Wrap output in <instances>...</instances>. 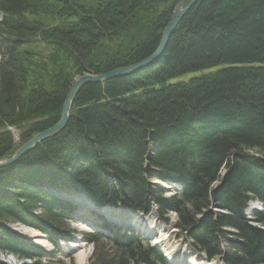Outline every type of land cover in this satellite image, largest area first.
Returning <instances> with one entry per match:
<instances>
[{
    "label": "trees",
    "instance_id": "obj_1",
    "mask_svg": "<svg viewBox=\"0 0 264 264\" xmlns=\"http://www.w3.org/2000/svg\"><path fill=\"white\" fill-rule=\"evenodd\" d=\"M180 1L0 0V159L59 122L77 78L151 57ZM208 69L218 70L171 84ZM249 151L264 154V0H199L155 65L84 85L62 131L0 169V222L31 227L61 252L79 204L49 185L98 209L150 216L155 204L161 219L177 213L175 228L209 262L264 264V210L245 213L264 204V159ZM152 180L181 195L164 197ZM91 213L107 235L88 236L90 264H170L131 227ZM0 251L55 256L4 228Z\"/></svg>",
    "mask_w": 264,
    "mask_h": 264
},
{
    "label": "rangeland",
    "instance_id": "obj_2",
    "mask_svg": "<svg viewBox=\"0 0 264 264\" xmlns=\"http://www.w3.org/2000/svg\"><path fill=\"white\" fill-rule=\"evenodd\" d=\"M1 20H2V15L0 14V22ZM216 70L218 69H213V70L208 69L204 71H197L194 73H190V74H187V75H184L182 77L172 80L171 84H176L179 82H186L192 78L201 77L203 75H207L210 72L216 71ZM12 133H13V137L15 138L16 143L20 142L19 132L12 130ZM248 154L256 158L264 159V154L258 151H249ZM224 174L225 173L222 172V176ZM151 183L155 188H159L163 190L164 197L166 198H171L177 195H181L182 189H181V186H179L178 184H169V183L162 182L160 180H152ZM166 185H169V186L172 185V188L169 189L168 187H165ZM157 208L158 207L155 204H153L152 212H155V213L151 214L150 216H146V219H144L145 224L147 225V228L149 227L153 229L154 235L152 236L156 237L157 234L161 232L163 239H166L165 242L168 247L171 246V248H174L181 253L184 251L194 253V249L191 247L190 242L187 240V234L180 233L175 228V224L178 220L177 213L175 212L168 213L165 216V219L167 220L166 221L164 220V218L161 219L159 215L156 213ZM253 208H257L258 210H254ZM213 210L217 212L216 209H213ZM261 210H264V205H262V203L257 202V201H251L250 203H248L246 211H245L246 217L248 218V220L253 221L255 213ZM84 219H87L89 222L85 221ZM255 225L258 226V224H255ZM68 227H69V231L72 233L68 235V237L70 238V241L62 242L60 246L61 252L55 253L56 249L53 246V244L49 241L47 235L31 227L22 225V224L0 222V228H4L10 231L16 238L26 240L27 242H30L35 245H37L35 243L36 240H39L41 242L40 247L44 249V251H46L47 253H55V256L53 257L48 256V257H44L41 260H33V259L29 260V259H21V258H18L17 256L0 251V262L4 264H78L79 259L81 260V258L79 257L84 255L85 261L83 264H90L91 259L93 258L96 252V244H93L90 240H88V236L90 234L98 235V233H103L104 235H107V233L102 228V222L96 216H93V214L87 207L80 205L79 208L74 213V219L68 222ZM35 234H39L41 238L36 239ZM139 234L140 236L143 237L141 233ZM146 239L148 242L151 243V245H153L155 238H146ZM73 244H77L78 246L75 248L73 247ZM223 244H224L223 246L225 247L227 245V242ZM106 246L104 244V247ZM112 249L113 248L111 246L106 247V250L110 254L113 253ZM194 254L197 255L196 252ZM197 256L201 257L200 261L203 262V264H208L206 260H202L204 259V256H201V255H197ZM213 263L222 264L219 262V260H214L212 262H209V264H213Z\"/></svg>",
    "mask_w": 264,
    "mask_h": 264
},
{
    "label": "water",
    "instance_id": "obj_3",
    "mask_svg": "<svg viewBox=\"0 0 264 264\" xmlns=\"http://www.w3.org/2000/svg\"><path fill=\"white\" fill-rule=\"evenodd\" d=\"M185 2H186V0L180 1L177 10L173 14L171 22L169 23V25L167 26V28L165 29V31L163 33L162 40H161V43H160L158 49L156 50V52L151 57H149L146 60H144L140 63H137L135 65L124 67V68L114 70V71H111L108 73H104V74H100V75L86 74V75H83V76L77 78L74 81L71 89L68 92V95H67L66 100H65L64 105H63L62 116H61V119L59 120V122L56 125H54L53 127H51L50 129L35 135L29 142H27L25 145H23L12 157L7 158V159H0V169L15 164L24 155H26L28 152L34 150L38 144H40L44 140H46V139L52 137L53 135L58 134L60 131H62V129L68 124L69 117H70V111H71V108L73 106L74 98L77 95L78 91L84 85H86L88 83H103V82H106V81H109L112 79H116V78H120V77H124L127 75L134 74L140 70L145 69L146 67L155 65L162 58L165 50L168 47V44L170 42L172 35L174 34L176 29L180 25V23L183 20V18L185 17V15L192 9V7L196 3L199 2V0H192L188 5H186ZM47 188L52 190L54 193L62 196L63 198L72 199V200L78 202V204L86 206L90 209L94 208V204L89 199H87L85 197H82L81 199H79L75 196L66 197V196H64V194L70 193V192L64 191V190H62V192H59L60 191L59 189L50 187L49 185L47 186ZM63 192H66V193H63ZM72 197H74V198H72ZM110 211H111V209L109 208V209H105V210L99 211V212L100 213H107ZM127 211H130V210H127V209L122 210V212L124 214H126ZM130 212L136 213L135 211H130ZM204 258L206 259V257H204Z\"/></svg>",
    "mask_w": 264,
    "mask_h": 264
},
{
    "label": "bare ground",
    "instance_id": "obj_4",
    "mask_svg": "<svg viewBox=\"0 0 264 264\" xmlns=\"http://www.w3.org/2000/svg\"><path fill=\"white\" fill-rule=\"evenodd\" d=\"M165 187H168L170 189V188H172V185H170V186L166 185ZM59 192H62V190H60ZM63 193H66V192H63ZM64 196H66V197L75 196V197L81 199V197L75 195L74 193H66V194H64ZM72 198H74V197H72ZM262 205H264V204H262ZM88 209L91 210L90 208H88ZM253 209L258 210L257 208H253ZM107 214H108V216H110V217H112L118 221H123V222L128 223L129 225H133L134 227H136L140 231V233L142 235L147 234L148 237L155 238L153 245H157L158 247L163 249L166 256L173 262V264H203V262L200 261L201 257H198L196 254H194L195 252L192 253V252H185L184 251L181 253L178 250L171 248V246L168 247L166 245V242H165L166 239H163L161 232H159V234H157V236L155 235L156 237H153L152 236V235H154L153 229L149 228V227L147 228L145 221L141 220L136 213H132L130 211H127L126 214H123V212H120V211L114 212V210H111L110 212H107ZM84 220L89 222L87 219H84ZM164 235H166V234H164ZM35 237H36V239L41 238L39 236V234H35ZM35 243L39 246L41 245V242L39 240H36ZM77 246H78L77 244H73V247L76 248ZM79 258H81V260L79 259L78 264H83L85 261L84 255L80 256ZM202 260H204V259H202Z\"/></svg>",
    "mask_w": 264,
    "mask_h": 264
}]
</instances>
